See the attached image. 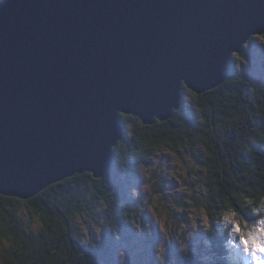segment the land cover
Returning <instances> with one entry per match:
<instances>
[{
  "label": "water",
  "instance_id": "95a60500",
  "mask_svg": "<svg viewBox=\"0 0 264 264\" xmlns=\"http://www.w3.org/2000/svg\"><path fill=\"white\" fill-rule=\"evenodd\" d=\"M3 2L0 196L19 200L103 179L127 134L121 116L171 120L184 88L220 87L264 35V0Z\"/></svg>",
  "mask_w": 264,
  "mask_h": 264
},
{
  "label": "trees",
  "instance_id": "16d2710c",
  "mask_svg": "<svg viewBox=\"0 0 264 264\" xmlns=\"http://www.w3.org/2000/svg\"><path fill=\"white\" fill-rule=\"evenodd\" d=\"M239 54L247 58L244 49ZM230 71L220 87L195 95V113H188L183 102L171 120L152 126L121 116L123 125L127 130L131 125L134 135L126 134L115 147L112 168L103 179H94L89 173L76 175L31 200L0 196V219L7 218L14 235L24 236L26 250L32 252L29 259L40 264H120L117 243L130 241L128 221L138 212L129 184L140 176L134 162L118 161L126 147L151 155L141 141H167L164 147L176 153L187 148L206 173L203 181L207 190L215 186L231 192L233 178L252 185V174L264 172V81L257 82L239 72L235 61ZM222 198L223 193L212 199L214 210L219 211ZM99 204L105 205L104 219L98 212ZM23 206L33 218L40 219L38 232L26 227L20 215ZM80 214L100 226V240L83 242L77 227ZM210 227L212 231L205 230V236L196 243L197 254L191 247L186 252L180 250L170 254L167 264H198L199 251L205 247L215 253V264H243L246 254L238 234L224 235L223 225L214 223L211 216Z\"/></svg>",
  "mask_w": 264,
  "mask_h": 264
},
{
  "label": "clouds",
  "instance_id": "9594fccd",
  "mask_svg": "<svg viewBox=\"0 0 264 264\" xmlns=\"http://www.w3.org/2000/svg\"><path fill=\"white\" fill-rule=\"evenodd\" d=\"M0 5H5L3 0H0ZM180 90V96H182ZM187 99V98H186ZM131 129V125L127 126ZM129 137L134 135L131 130L127 131ZM139 139V136H137ZM143 147L148 153L137 149H129L126 147L123 150V155L120 157V162H134L135 171L143 181L141 191L144 193L142 204L153 214L154 220L159 223V227L164 235L165 241L170 235L175 236L177 225L173 223L174 213L188 212L190 220L188 225H180L179 227L187 229H195L197 221L207 229L209 227V218H213L214 223L220 225L224 223V235L238 234L240 244L243 246V252L253 261V264H261L264 257L261 253L264 252V172L259 174L253 173L250 179L252 185L248 181H239L238 178H233L230 183L235 185L231 192L227 188L213 187L211 190H206L201 186L199 189L190 190L187 187L179 189L182 193H187V197L179 204H172V211L164 207L162 204V196L157 194L158 181H162L164 177L167 179H188L186 170L179 159L173 160L171 163L176 167L164 170L160 168V160L162 153H168V149L164 147L167 141L159 142L141 141ZM207 151V149H205ZM173 157L175 152L170 153ZM212 183V181H209ZM223 193V198L220 200L219 211L214 210L211 203L212 199ZM202 194V195H201ZM235 205V206H233ZM159 210V211H157ZM229 217L232 219L230 220ZM239 228V231L237 229ZM100 229L96 228V232ZM189 244L185 245L181 240V250L187 251L189 247L192 252L197 254L196 241L191 235L188 236ZM22 242H24L22 244ZM27 249V243L23 235L16 236L8 223L7 218L0 219V264H40L39 260H30L32 252ZM127 251V249H126ZM129 252V259H130ZM120 257H124V251L119 253ZM157 259L167 255V249L164 244H161L154 252ZM215 253L208 247L202 248L198 254V264H215ZM120 264H124L121 259Z\"/></svg>",
  "mask_w": 264,
  "mask_h": 264
},
{
  "label": "rangeland",
  "instance_id": "374dc122",
  "mask_svg": "<svg viewBox=\"0 0 264 264\" xmlns=\"http://www.w3.org/2000/svg\"><path fill=\"white\" fill-rule=\"evenodd\" d=\"M263 36L264 35L253 37L251 41L244 46V51L246 52L247 58L240 56V54L234 55V61L237 64L239 72L245 74L246 76L252 77L257 82L264 81V49H261L264 48ZM253 42H255L257 48L252 50ZM195 95L196 94L190 90L184 93L183 102L187 106L188 113H195ZM128 130H132V128ZM200 151L203 152V150ZM171 152L173 151L168 149V153H162L161 157L159 158L160 168L166 171L172 169L176 166L171 162L175 159H179L181 164H183L185 167V174L188 179L184 180L181 178L169 180L164 177L162 181H158L157 194L162 196V204L164 207L168 208L169 211H172V204L179 205L184 200V198L187 197V193H182L179 191L181 187H187L190 190H195L203 186V188L207 190L205 182L203 181L206 173L203 170L201 164L192 156L191 152L185 148L180 153L175 152L174 157L170 154ZM202 155L204 158H207L208 156L207 154H204V152ZM141 181V177H139L138 179L131 181L129 184V190L131 196L133 199H135V206L138 212L133 214L131 220L128 221L130 241L124 242L120 240L117 243L119 257L118 262L120 263L121 259H123L124 264H153V262H155V264H167L170 254L181 250V240H183L185 245H188L190 243L188 236L191 235L197 243L203 236H205V230L207 229L198 220L197 227L195 229L189 228L187 231H185V228H181L179 226L184 225L186 227L188 225L190 220L189 213H174L173 223H175L178 227L175 230V236L170 235L168 240L165 241L164 235L161 231V228L159 227V223L154 220L153 214L142 204L145 194L141 191ZM104 211L105 205L99 204L98 212L101 214L103 219L105 216ZM20 215L23 217L27 228L32 227L36 232L41 229L40 219L33 218L24 206ZM224 223L226 222H221L222 225H224ZM77 227L83 242L88 243L91 239H101L100 226L86 214L78 215ZM96 228H99L100 231L96 232ZM161 244L165 245L167 249V255L157 259L156 255H154V252ZM239 247H241V245ZM121 251H124L123 258L119 255ZM129 252H131L130 259ZM260 255L261 257H264V252H262ZM245 257L246 258L243 264H253V261L247 255H245ZM261 264H264V260L261 261Z\"/></svg>",
  "mask_w": 264,
  "mask_h": 264
},
{
  "label": "snow or ice",
  "instance_id": "6c2138e0",
  "mask_svg": "<svg viewBox=\"0 0 264 264\" xmlns=\"http://www.w3.org/2000/svg\"><path fill=\"white\" fill-rule=\"evenodd\" d=\"M254 48H257L255 42H253L252 50H253ZM261 49H264V48H261ZM252 50H251V51H252ZM197 99H200V97H197ZM120 123H121V122H120ZM121 126H122V125H121ZM79 179H83V177H79ZM141 182L143 183V181H141ZM5 199H7V197H5ZM229 219L231 220L232 218L229 217ZM262 223H264V222H262ZM237 231H239V228L237 229Z\"/></svg>",
  "mask_w": 264,
  "mask_h": 264
}]
</instances>
